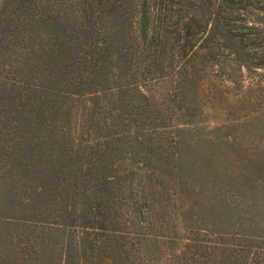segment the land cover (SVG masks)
Segmentation results:
<instances>
[{
	"label": "trees",
	"instance_id": "obj_1",
	"mask_svg": "<svg viewBox=\"0 0 264 264\" xmlns=\"http://www.w3.org/2000/svg\"><path fill=\"white\" fill-rule=\"evenodd\" d=\"M20 2L18 35L12 32L6 49L18 58L2 59L0 76V182L15 186L19 170L29 171L44 187L22 204L28 214L18 218V251L0 248V264H156L146 217L155 208L144 211L142 201L157 208L161 194L135 192L116 169L117 154L129 149L143 165L177 162L170 151L177 143H167L169 154L162 143L168 110L163 114L148 85L172 75L179 85L172 92L183 96L216 70L229 76L249 63L264 70V0ZM115 16L124 20L113 33L117 44L107 25ZM113 70L130 118L111 112L100 123V88ZM71 100L87 106L80 124ZM140 117L150 122L145 130ZM142 149L153 155L143 157ZM130 218H141L138 233L121 227ZM186 233L162 237L164 264H264V237Z\"/></svg>",
	"mask_w": 264,
	"mask_h": 264
},
{
	"label": "rangeland",
	"instance_id": "obj_2",
	"mask_svg": "<svg viewBox=\"0 0 264 264\" xmlns=\"http://www.w3.org/2000/svg\"><path fill=\"white\" fill-rule=\"evenodd\" d=\"M21 6L20 0H0V76L6 73L2 59L18 58L16 53H6V49L12 40V32L18 35L16 28ZM37 10L47 12L48 8ZM123 24L124 20L119 16L107 23L112 26L110 39L116 44L120 39L117 35L113 37V33L123 29ZM116 61L110 62V69H114L111 64ZM247 66L236 67L229 76L213 71L198 79V89L188 90L183 96L179 91L172 92L179 87L171 81L172 75L157 79L147 87L148 95L155 96L158 107L163 105V114L168 110L164 116L167 129L163 131L162 143L167 146L166 154H169L167 143H177V150L171 148L170 151H175L178 160L171 166L155 162L143 165L132 159L142 156L135 157L127 149L117 154L116 169L133 182L135 192L143 187L149 191L151 199L156 193L161 194L162 201L157 208L142 201L144 211L149 206L155 208L146 217L151 238L157 242L149 248L151 253H157L156 264H164L161 261L164 255L161 251L165 252L162 237L187 235V230L200 236L207 230L218 235L264 237V70L256 68L254 63ZM116 75L114 70L109 73V81L100 88L102 102L99 106L106 105L102 109L103 115L98 117L100 123L112 119L111 112L115 117L123 113L126 121L130 118L129 101L126 94L117 90ZM110 88L114 91L105 93ZM173 94L175 102L170 103ZM70 108H76L73 119L77 124L83 116L88 119L87 106L82 100L70 102ZM15 120L18 124V117ZM154 122L163 124L161 118ZM147 124H150L149 120L140 117V128L145 130ZM144 138L142 136L141 140ZM142 152L143 157L153 155L146 149ZM53 172L60 176L55 169ZM17 177L15 186H11L10 180L0 182L1 250L10 249L12 245L16 249L18 218L28 214H23L22 204L34 196V191L44 187L32 179L34 174L29 171L19 170ZM15 192H19L17 196ZM138 206L141 208L140 204ZM139 220L141 218H130V223L121 227L138 233L135 228Z\"/></svg>",
	"mask_w": 264,
	"mask_h": 264
}]
</instances>
